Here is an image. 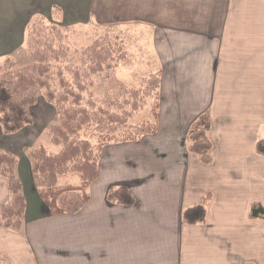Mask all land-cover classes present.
<instances>
[{
    "label": "crops",
    "instance_id": "crops-1",
    "mask_svg": "<svg viewBox=\"0 0 264 264\" xmlns=\"http://www.w3.org/2000/svg\"><path fill=\"white\" fill-rule=\"evenodd\" d=\"M83 15L159 75L156 131L103 146L89 201L53 214L25 151L44 143L30 134L37 121L13 134L0 126L27 201L18 230L0 215V264H264V221L249 215L264 205V0H0V62L25 50L36 16L77 25ZM204 116L211 164L188 149ZM120 186L133 205L108 200ZM207 197L205 222L186 223L184 210ZM8 199L0 175V208Z\"/></svg>",
    "mask_w": 264,
    "mask_h": 264
},
{
    "label": "trees",
    "instance_id": "trees-1",
    "mask_svg": "<svg viewBox=\"0 0 264 264\" xmlns=\"http://www.w3.org/2000/svg\"><path fill=\"white\" fill-rule=\"evenodd\" d=\"M47 24L41 18L27 30L26 43L34 47L31 51L26 49L29 63L22 65L13 57L0 62V126L4 134H13L32 124L31 106L37 103L41 93L55 106L56 121L50 125L48 134L59 150L50 152L41 145L25 147V151L31 161L33 178L39 184V194L50 212L77 213L89 201V188L99 177L98 161L103 146L153 134L156 124L154 120L144 121L127 128L129 119L143 105L141 90L130 91L134 99H126L115 108L110 101L98 103L90 91L96 82L92 79L94 75L102 73L115 59H124L119 41L109 35L95 38L76 58L70 55L71 46L62 37L55 40V36L35 33L39 27L50 26ZM146 81L143 93L146 96L154 93L157 97L155 111L152 110L156 116L159 75H151ZM207 120L208 117L204 116L193 124L188 149L201 162L211 164L213 143ZM257 153L264 156V139L258 141ZM19 162L18 155L0 149V175L9 182V199L1 206L0 215L5 228L12 230L21 228L27 208L23 181L17 174ZM68 175H78L80 182L59 184V179ZM107 198L126 206L135 203L134 194L125 186L111 188ZM208 200L209 197L186 208L184 221L192 225L204 223ZM249 215L252 219L264 221V205L254 202Z\"/></svg>",
    "mask_w": 264,
    "mask_h": 264
},
{
    "label": "rangeland",
    "instance_id": "rangeland-1",
    "mask_svg": "<svg viewBox=\"0 0 264 264\" xmlns=\"http://www.w3.org/2000/svg\"><path fill=\"white\" fill-rule=\"evenodd\" d=\"M115 2L117 4L119 3V1H115ZM120 6L121 5H119V7L116 8L115 10H111L113 15L117 13H119L120 15L122 13V7ZM108 8H104L103 10H107ZM83 17H82L83 22L77 25H73V24L62 25L47 20L48 23L47 25L50 26H48L47 28L45 26L39 27L36 31L35 30L34 31L36 34L42 32L44 36L47 35L55 36V40L56 37L57 38L62 37L63 41L64 42L66 41L71 46V49L69 48L70 55L76 58L80 57V55L84 53V50L87 48L88 44L91 43L95 38L102 37L104 35H109L114 40L119 41L121 43L120 32L119 34L108 32L110 31L109 26H108L109 30L106 31L107 27L102 26L101 24H91L92 23L91 19H88L87 16L84 15ZM39 19H41L40 16H36L34 18V21L31 23V25H33V23L37 22ZM41 28H43V30ZM46 29H48V31ZM123 46L122 48L125 55L124 59L121 60L115 59L113 62L110 63V66L106 68L102 73L94 75L92 79H94V81L96 82L94 87L91 88L90 91L92 90V93L95 95L96 101L98 103L103 104L107 101H110V103H114V108H115L116 106H120V104H123V102L126 99H128V101L130 98L132 100L134 99V97L131 96L130 91L134 89L141 90L143 105L129 119L127 125L128 128L130 124L140 125L144 121L153 122V117H154L153 111H155V107L157 104V100H156L157 97H155L154 93L151 96H146L143 93L147 84L146 79L149 78L152 68L147 66L148 64L147 65L144 64V62L142 61L141 54H136V50L134 49L133 52L132 51L130 52V56L128 55L126 56L127 52L126 50H124L125 46L124 47ZM26 49H28V51H31L34 50V47L31 48L30 46L27 45L25 50H23L18 55L13 57L22 65H25L30 62L28 56L25 55ZM31 112H33L32 116L37 121V123L36 126L32 127L34 131H32L30 134L36 136L38 134L40 142L44 141V143L40 145H36V147L43 145L50 152H57L59 150V147L52 143L50 135L48 134L50 124L56 121L55 106L50 104L46 100L44 94L41 93L39 94V99L37 103L31 106ZM47 119H49L47 123L43 122L46 121ZM78 182H80V177L78 175L63 176L59 179V184L61 185L67 183L73 184Z\"/></svg>",
    "mask_w": 264,
    "mask_h": 264
}]
</instances>
